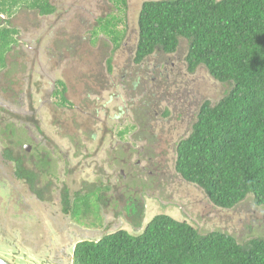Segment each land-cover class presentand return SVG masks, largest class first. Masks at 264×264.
<instances>
[{
	"label": "rangeland",
	"instance_id": "rangeland-1",
	"mask_svg": "<svg viewBox=\"0 0 264 264\" xmlns=\"http://www.w3.org/2000/svg\"><path fill=\"white\" fill-rule=\"evenodd\" d=\"M57 1L59 6L57 14L46 22L31 24L29 18L31 14L21 12L19 7L13 13L17 18H12L11 23H5L20 27L18 34L22 33L25 38L31 39L34 36L32 30L50 36L43 44V46L46 43L51 44L49 55L56 51V57L58 56L57 47L53 49L55 40L61 38L65 43L66 65L55 67L54 72L51 67L56 64H49L51 61H48L50 56L47 53L42 52L41 67L33 61L36 54L33 50L23 53V61L28 59V65H24V72H19L26 83L24 96L26 101H30L31 94L37 105L56 103L58 98L54 96L51 102L45 100L48 98L46 90L51 87L47 76L59 78L61 74L66 75L70 85L68 97L78 106L76 110L68 111L69 116L78 115V122L74 128L76 131L89 133L92 129L97 130L98 142L91 148L88 147V151L84 150L81 144L86 139L90 145L89 135L88 138L80 135L78 149L72 144H68V148L61 144L57 152L51 153V157L59 159L57 172L53 173L54 188L46 196L51 202H44L32 195L26 199L20 196L17 198L25 189L21 184H17L15 179L13 183L8 181L11 180L9 171L11 169L5 168L8 179L2 174L0 180V195L4 199L0 203V228L11 231L14 228L20 229L21 240L29 245L23 246V249L30 253L32 252L29 247L35 251L34 246L39 247L44 242L51 246L50 240L54 237H58L54 240H60V234H66L67 239L76 241L79 237H94L96 230L107 233L122 228L131 233H139L153 216L159 213H166L180 221L186 220L202 233L211 230L228 232L240 243L264 236V206L256 204L252 196H248L232 208L215 206L200 186L184 180L175 169L177 156L175 142L191 132L200 104L204 100L214 103L225 92V86L216 80L206 67H200L194 72L187 70V40L182 39L177 52L168 55V64L164 67H160L157 60L166 56L159 53L147 57L141 64H135L133 56L138 34V16L145 0H126V6H117L114 0ZM5 16L7 17L6 14ZM113 16L117 18L118 27L125 33L123 44L116 50L113 42L100 30L101 19L104 21ZM77 56L80 58L78 62L75 61V65L76 63L78 65L76 68L74 60ZM109 56H113L114 59L112 75L107 71ZM170 103L172 106L177 104L180 111H174L173 107L168 105ZM167 106L171 112L165 116ZM138 109L145 117L144 127L147 124L148 128H152L151 134L145 131L148 140L143 137L138 144H143L146 149L150 145L153 146L149 148V155L153 156L151 160L156 163L159 161L161 170H156L154 164L140 159L147 168L140 172L139 166L138 172L143 183L139 181L132 191L145 192L137 195L140 202H145L144 208L140 207L141 213L136 215L130 213L129 218L133 223L131 221L129 223L124 217H120L122 215L120 213L123 212L114 211L110 206L105 207L107 219L103 220V200L100 202L95 200V196L99 200L98 185L111 188L112 184H115L116 187L112 188L114 191L126 193L129 185H126L128 182L123 176L131 173L130 165L119 161L121 154L116 149L122 144H131L129 135L122 139L119 134L129 123L138 121ZM184 112L186 114H179ZM3 117L7 115L4 113ZM101 124H107L113 133L107 131L101 133L100 127H103ZM52 143L57 145L59 141L57 139L56 143L53 140ZM138 160V156L133 154L131 161ZM66 185L70 191L80 190L81 194L94 187L92 191L94 195L90 199L93 209L87 213L88 215L87 209L75 210V217L70 215V212H62V207L58 204L60 201L62 203L60 190L54 189L58 187L63 190ZM141 185H144L143 189ZM107 196V203H110L111 199L115 200L112 190L107 192ZM73 198L74 195L71 193V199ZM17 200L19 207L22 208L19 212L13 208ZM25 200L27 205L22 203ZM6 209H9V213ZM30 216L36 217L37 221L30 220ZM71 218L78 227L96 230L93 233L90 230H82L83 227L81 230H75L76 226ZM140 223L141 226L135 229L133 224ZM104 224L108 225V231L103 230ZM0 245L4 249L13 247L8 234L0 236Z\"/></svg>",
	"mask_w": 264,
	"mask_h": 264
},
{
	"label": "trees",
	"instance_id": "trees-1",
	"mask_svg": "<svg viewBox=\"0 0 264 264\" xmlns=\"http://www.w3.org/2000/svg\"><path fill=\"white\" fill-rule=\"evenodd\" d=\"M18 1L0 0L10 4L3 12ZM101 20L100 30L118 48L124 32L117 18ZM138 25L136 63L156 50L175 52L185 38L189 70L203 65L225 86L218 101L203 102L191 132L178 142L176 170L215 206L232 208L248 196L264 206V0H145ZM0 37L5 62L13 29L4 26ZM92 191L66 197L65 210L74 217L75 210L89 213ZM74 264H264V236L240 243L228 232L202 233L159 213L139 233L120 228L80 239Z\"/></svg>",
	"mask_w": 264,
	"mask_h": 264
},
{
	"label": "flooded vegetation",
	"instance_id": "flooded-vegetation-1",
	"mask_svg": "<svg viewBox=\"0 0 264 264\" xmlns=\"http://www.w3.org/2000/svg\"><path fill=\"white\" fill-rule=\"evenodd\" d=\"M57 2H58L57 0H19L17 3L12 5L11 12L10 11L3 12V7L5 6L6 8L8 5L10 6V4L3 6L0 3V30L4 26L13 29V41L10 44V48H8V50L5 52V57H4L5 62L1 61L2 55L0 52V180L3 177L2 174H4L6 179H8L6 177L5 168L9 167L11 169L9 170L11 172V180L8 181L13 183L15 179L16 180L15 182L17 184H21V186L25 189L24 193H20V195H18L17 198H19L20 196L22 199H26L28 196L32 195V197L36 196L37 199L42 200L44 202H51V199L46 196L50 193L51 189L54 188L55 183L52 181L53 173L57 172L59 166V162L57 161L59 159L51 157V153L57 152L58 151L57 148L60 149L61 144L66 148H68V144H72L73 147L78 149V144H79L78 137L80 135L82 136L85 135L87 138H88L87 135H89L90 145L87 144L86 139L81 144L82 145L81 148L88 151V147L91 148V146H93L95 142H98V136H97L98 132L97 130L94 131V129H92L90 133L81 132V131H76V129L74 128V125L77 124L78 122V115L69 116L68 111L76 110L78 106L75 103H72L71 99L68 97V92L70 91V85L67 81L66 75L64 74H61L59 78L54 77L53 75H51V77L47 76L48 80L51 83V87H49L46 90L48 98H46L45 100L47 102H51L53 101L52 97L54 96L58 98L56 103H39L37 105L36 103H34V99H32L31 94L29 95L30 101H26V98L24 96L26 93V91L24 90L26 89L24 87L26 86V83L23 80V77L22 75H20V73L24 72V65H28V59L27 61H23L24 60L23 53L27 51L32 52L33 50L36 53L33 58V61H35L37 65L40 67L42 65V59H41L42 52L47 53L48 56H50L48 58V61H51L49 64L51 63L56 64V65L53 64V66L51 67L53 68L52 71L54 72L55 67L66 65L67 57L65 52V43L61 38L55 40L54 42L55 45L53 49L57 47L58 56L56 57V51H53V54L49 55V51L51 50V44L46 43L44 46L43 44L44 42H46L47 39H49L50 36H45L43 33L32 30L31 33L34 36H32L31 39L25 38L22 35V33L18 34V29L20 27L11 26L10 24L5 25V23L6 22L11 23L12 18H17L16 14L14 15L13 13L15 9L19 7L21 9V12L31 14L29 17L31 24L35 25L36 23L41 24L43 21L46 22L47 20H50L52 16L54 17L57 14L59 10V6ZM44 9L48 11L44 12ZM5 14L7 15V17L5 16ZM10 16L12 17L10 18ZM124 37H125V33H124ZM124 37L119 47H121V45L123 44ZM138 39H139V25H138L136 44L138 42ZM182 39L185 38H181V40ZM136 44H135L134 56H133V62L135 64H141L147 57L151 56L152 54L159 53L161 56L164 57L166 56L165 58H161L157 60L160 67H164L168 64L167 59H169L170 55L177 52L180 45L179 43L175 52H165L163 50H156L154 53L148 55L140 63H136L134 59ZM0 45H1V37H0ZM116 49L117 48H115L114 46V50ZM79 58L80 56H77L75 58L74 65H75V61L78 62ZM109 60H111V66H112L111 69L109 65ZM113 63H114L113 56H109L107 58V66H108L107 71L109 72V75H112L114 73ZM75 66L76 68L78 67L77 63ZM186 67L187 70L190 71L187 61H186ZM200 67L205 68V66L199 65L194 71H196ZM194 71H190V72H194ZM111 84L114 83L111 82ZM202 104L203 103H201L200 106ZM168 105L172 106L171 103ZM172 107L174 111L176 110L180 111L177 104H175ZM142 108L144 109L143 106ZM170 110L171 109L167 106V109H165L164 111L165 116H168L170 114L171 112ZM138 111H139L137 117L138 121L129 123V125L125 128L128 130L125 133L124 137L126 135H129L130 139L132 140L131 144L130 143L127 145L122 144L120 148L117 147L116 149L121 154V157H119V161L128 166L130 165L129 167L131 173L129 175L124 174L123 176L124 180L128 182L126 185H129L128 189L126 190V193L125 192L120 193L118 191H114L112 188L116 187V185L112 184L111 188L110 186H104L103 188H101L100 192H98L99 200L96 199L95 196V200L97 202L98 201L100 202L101 199L103 200L102 203V211L104 215L102 216L103 220L107 219L105 216V207H110V206L112 207V209H114V211L117 210V212H123L120 213L122 215L119 214L120 217H124V219H126L127 222L129 221V223L131 221L129 218L130 213L133 215H136L137 212L141 213V210L145 206V202L144 201L140 202L137 195L143 194L145 192L142 191L141 193H138L136 191L134 192L132 191L133 189H135L134 188L135 184H138L139 181L143 183V181L140 180V173L138 172L139 166L141 167L139 168L140 172H142L144 169L147 168L145 164L141 163L140 159H142L143 161L144 160L148 161L151 164H154L156 170L160 169L158 165L159 161L156 163L154 160H151L153 156L149 155L150 153L149 148L153 146L150 145L149 148L146 149L143 144H138L140 139L143 137L144 139L148 140L147 138L148 136H146L147 133L145 131H147L150 134L152 133V128H148L147 124L144 127L143 119H145V117L143 116L141 110L138 109ZM4 113L5 115H7V117H3ZM197 113H196V117H197ZM179 114L182 115L186 113L184 112ZM91 118L93 119L92 116ZM101 125L103 126L100 127L102 130L101 133H103L104 131H107L108 133L109 132L113 133V131L109 129L107 124H101ZM187 136L183 138L181 137L175 142V152L178 142L186 138ZM57 139L59 141V144L57 143ZM53 140H55L57 145H53L52 143ZM36 141L38 144H36ZM133 143L136 144L133 145ZM35 150H37V152ZM128 150H130L131 152L129 153ZM133 154H135V156H138L139 158L138 161H131ZM121 170H123V168ZM163 172L165 173V171ZM177 173L179 172L177 171ZM96 185L98 184H95V186ZM143 186L144 185H141L142 189ZM63 188L64 189L62 190L57 187L54 190L55 191L60 190L62 203L61 201L60 202L57 201V202L59 206L62 207V212L69 213L71 210H69L68 212L65 210L64 201L65 199H67L66 197L71 198V193L75 195V192L80 190H74L72 192L67 187V185L64 186ZM91 189L94 190V187L93 188L91 187ZM111 190L113 193V198L115 200L111 199L110 203H107L106 202V198H108L107 192ZM151 198L152 197H150V199ZM2 200L4 199L1 196L0 203ZM22 203L23 205L28 204L26 200ZM140 207H142V209ZM13 208L17 212H19L22 209L19 207L18 200L16 201V205H14ZM2 209L4 212V208ZM8 210L9 209H6V211L9 213ZM102 211H101V215H102ZM71 214L72 213L70 212V215ZM17 217H19V215H17ZM26 218L28 219V217ZM30 220L37 221V218L34 216H30ZM71 220L76 226L74 229L81 230L80 228H82L83 226L78 227L77 226L78 224L75 221H73L72 218ZM51 222L53 223V221ZM131 222L133 223V221ZM143 223L144 222L142 221V224ZM133 225L135 229H137V225L135 224ZM103 226H104L103 229L104 231L109 230L108 225L104 224ZM54 230L56 231V229ZM82 230H90L93 233V231H95L96 229L92 230L90 228L83 227ZM14 231L15 232H12L11 229L0 228V236L1 235L6 236L7 234L8 236L9 235L12 236L9 237L11 239V243H13V247H11L10 249L7 247L4 249V247L0 245V256L9 260L10 262H13L14 264H74V249L76 243L80 239H82L81 237H79L78 240L74 241V240H70V238L67 239L66 234H60L59 235L60 240L58 241L54 240L58 237H54V239L50 240V242H52L51 246L46 245L49 243L44 242L40 244L39 248L35 249V251L31 247H29L32 252L30 253L25 249H23V246H29V245H26L25 242L21 240L19 234L20 229L14 228ZM100 232L102 231L96 230L94 234L97 235ZM13 234L17 235L16 239L14 240L12 239L14 238ZM37 247L38 246H36V248Z\"/></svg>",
	"mask_w": 264,
	"mask_h": 264
},
{
	"label": "water",
	"instance_id": "water-1",
	"mask_svg": "<svg viewBox=\"0 0 264 264\" xmlns=\"http://www.w3.org/2000/svg\"><path fill=\"white\" fill-rule=\"evenodd\" d=\"M0 264H14V263L0 256Z\"/></svg>",
	"mask_w": 264,
	"mask_h": 264
},
{
	"label": "crops",
	"instance_id": "crops-1",
	"mask_svg": "<svg viewBox=\"0 0 264 264\" xmlns=\"http://www.w3.org/2000/svg\"><path fill=\"white\" fill-rule=\"evenodd\" d=\"M12 232H15V231L13 230ZM5 233H6V231H5ZM9 236L12 237L11 235H9ZM13 237H14V238H12V239L14 240V239H16L17 235H14V234H13ZM34 248H35V249H38L39 247L36 248V247L34 246Z\"/></svg>",
	"mask_w": 264,
	"mask_h": 264
},
{
	"label": "bare ground",
	"instance_id": "bare-ground-1",
	"mask_svg": "<svg viewBox=\"0 0 264 264\" xmlns=\"http://www.w3.org/2000/svg\"><path fill=\"white\" fill-rule=\"evenodd\" d=\"M5 45V44H4Z\"/></svg>",
	"mask_w": 264,
	"mask_h": 264
}]
</instances>
